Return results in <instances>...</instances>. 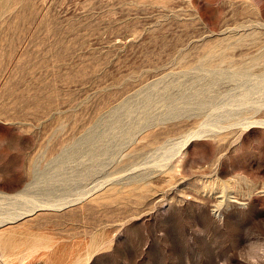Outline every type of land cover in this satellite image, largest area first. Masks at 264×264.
Wrapping results in <instances>:
<instances>
[{
    "label": "rangeland",
    "instance_id": "rangeland-1",
    "mask_svg": "<svg viewBox=\"0 0 264 264\" xmlns=\"http://www.w3.org/2000/svg\"><path fill=\"white\" fill-rule=\"evenodd\" d=\"M0 264H264V0H0Z\"/></svg>",
    "mask_w": 264,
    "mask_h": 264
}]
</instances>
